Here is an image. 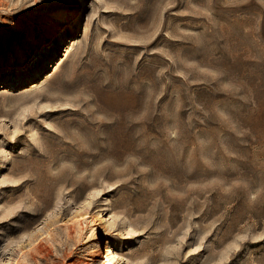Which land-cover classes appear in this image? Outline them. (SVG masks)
Segmentation results:
<instances>
[{
  "label": "rangeland",
  "instance_id": "rangeland-1",
  "mask_svg": "<svg viewBox=\"0 0 264 264\" xmlns=\"http://www.w3.org/2000/svg\"><path fill=\"white\" fill-rule=\"evenodd\" d=\"M0 72V264H264V0H0Z\"/></svg>",
  "mask_w": 264,
  "mask_h": 264
},
{
  "label": "bare ground",
  "instance_id": "bare-ground-1",
  "mask_svg": "<svg viewBox=\"0 0 264 264\" xmlns=\"http://www.w3.org/2000/svg\"><path fill=\"white\" fill-rule=\"evenodd\" d=\"M66 17H67V14L63 16V18H62L63 20H61L62 24L68 23V19ZM54 42H55L54 45L59 46L60 44H62L63 38L57 37V38H55ZM34 51H35L37 58L41 57L42 54L39 53V50L35 49ZM25 57H26L25 54H23V53L20 54L19 57L17 58V60L11 66L14 67L15 63H17V62L22 63V61H24ZM102 218H103V216H101V219ZM101 258H106L105 264H115L116 260L118 259V254L114 250H112L111 243L108 239H107V243L105 245V251H103L101 254ZM10 264H12V263H10Z\"/></svg>",
  "mask_w": 264,
  "mask_h": 264
}]
</instances>
